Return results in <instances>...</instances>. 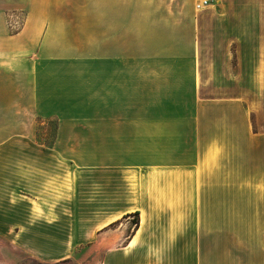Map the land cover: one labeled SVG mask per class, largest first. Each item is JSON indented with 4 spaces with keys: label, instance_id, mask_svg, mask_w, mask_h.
Returning a JSON list of instances; mask_svg holds the SVG:
<instances>
[{
    "label": "crops",
    "instance_id": "obj_1",
    "mask_svg": "<svg viewBox=\"0 0 264 264\" xmlns=\"http://www.w3.org/2000/svg\"><path fill=\"white\" fill-rule=\"evenodd\" d=\"M18 6L11 33L0 0V74L98 89L95 115L59 116L52 144L0 139V232L43 259L95 246L99 264H264V0Z\"/></svg>",
    "mask_w": 264,
    "mask_h": 264
},
{
    "label": "rangeland",
    "instance_id": "obj_2",
    "mask_svg": "<svg viewBox=\"0 0 264 264\" xmlns=\"http://www.w3.org/2000/svg\"><path fill=\"white\" fill-rule=\"evenodd\" d=\"M21 1L23 0H7L9 8L7 25L10 12H18L24 16V24L21 29L17 31L9 29L11 33H18L25 27L27 14L22 7L18 6ZM184 2L186 3L187 0ZM94 47V44L88 45L87 54L91 61L88 62L87 67L95 66ZM123 48L122 51L127 50V46ZM124 63L126 65V61ZM122 64L123 61H121ZM152 66H158V63L153 62ZM57 67L78 68L80 65L65 61L57 64ZM97 79L98 77L95 75L34 77L0 74V139L14 132L24 131L34 132L40 142L52 144L57 126H59V116L95 115ZM261 79L264 85V76ZM159 97L158 92H153V98L158 99ZM85 101L93 104L79 106L81 102ZM74 126L75 124H71L69 121L65 125L68 131L73 130ZM103 254V251L96 250L93 246L70 257L43 259L27 250L14 235H5L0 232V264H99Z\"/></svg>",
    "mask_w": 264,
    "mask_h": 264
},
{
    "label": "built area",
    "instance_id": "obj_3",
    "mask_svg": "<svg viewBox=\"0 0 264 264\" xmlns=\"http://www.w3.org/2000/svg\"><path fill=\"white\" fill-rule=\"evenodd\" d=\"M197 10H203L206 8L211 0H194ZM24 24V16L18 12H10L8 15V27L11 31H17L21 29Z\"/></svg>",
    "mask_w": 264,
    "mask_h": 264
},
{
    "label": "trees",
    "instance_id": "obj_4",
    "mask_svg": "<svg viewBox=\"0 0 264 264\" xmlns=\"http://www.w3.org/2000/svg\"><path fill=\"white\" fill-rule=\"evenodd\" d=\"M138 213L134 214V221L138 224L139 223V217H138Z\"/></svg>",
    "mask_w": 264,
    "mask_h": 264
}]
</instances>
